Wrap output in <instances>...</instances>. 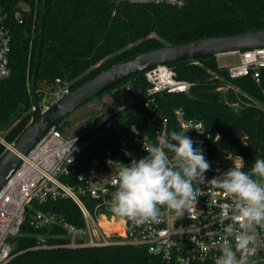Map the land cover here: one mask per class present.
Returning a JSON list of instances; mask_svg holds the SVG:
<instances>
[{"label":"trees","instance_id":"1","mask_svg":"<svg viewBox=\"0 0 264 264\" xmlns=\"http://www.w3.org/2000/svg\"><path fill=\"white\" fill-rule=\"evenodd\" d=\"M0 6L12 35L11 73L0 86V131L5 141H0L1 161L8 145L17 142L37 114L32 79L40 49L43 0H0ZM45 13L37 88L43 81L63 78L71 92L120 61L154 48L264 28V0H185L182 6L128 0H47ZM168 65L178 79L191 82L192 87L189 93L164 95L161 103L166 112L172 115L175 107H183L189 118L202 120L213 136L212 145L240 155L244 171L251 172L255 160L264 159V67L258 81L252 73L231 78L217 56ZM131 80L146 85L145 71L99 96L111 92L115 105L122 106L121 86ZM228 84V90L218 89ZM232 85L239 88L237 92ZM120 114L123 125L119 132L125 137L131 123L145 118L142 110L136 116L125 111ZM68 117L56 123L63 132ZM217 134L220 139L214 140ZM118 137L113 129L101 142L115 145ZM41 208L83 224L82 214L71 200ZM63 233L58 227L37 230L27 220L21 233L11 239L13 257L7 264H157L146 249L130 244L39 247L38 235L60 242L66 239L51 235Z\"/></svg>","mask_w":264,"mask_h":264},{"label":"built area","instance_id":"2","mask_svg":"<svg viewBox=\"0 0 264 264\" xmlns=\"http://www.w3.org/2000/svg\"><path fill=\"white\" fill-rule=\"evenodd\" d=\"M128 1L177 6L185 3V0ZM11 51L12 35L7 14L0 6V86L11 73ZM239 54L240 61L228 67L229 76L238 78L252 73L259 81L260 70L264 67V47ZM145 77L146 85L131 80L121 86V98L124 89L129 90L135 84L144 87V91L137 94L131 103L116 106L112 100L108 114L83 125L77 123L79 128L74 135L63 132L55 124L26 155H21L19 167L0 188V264H7L13 257L11 239L21 233L27 220L37 230L58 227L64 231L63 234L51 235L53 239H66L60 242H51L48 237L38 235L39 247L42 248L130 244L146 249L156 258L157 264H215L224 240H228L235 250V239L224 233L228 224L239 228L233 197L207 181L233 167L242 157L213 146V136L204 122L189 118L183 107H175L172 115L166 112L161 98L189 93L191 82L178 79L168 64L147 69ZM230 87L228 84L218 89L226 91ZM232 88L237 92L235 86ZM70 92L68 81L57 78L46 102L47 107ZM141 110L145 118L131 123L128 136H122L119 132L123 125L120 112L136 116ZM113 129L119 135L117 144L102 143L101 139L107 138ZM187 129L186 134L195 142L194 147L204 150L211 165L204 174L206 180L203 184L193 182L200 196L192 211L181 215L162 207L159 222L143 224L112 213L109 202L116 190L119 170L132 159L138 160L147 154L144 141L156 144L158 135ZM217 135L214 140L219 139ZM58 200L74 202L82 214L83 224L71 222L53 209L41 208ZM249 234L253 240L249 244L251 255L247 264H261L264 262V226L255 225ZM240 255L237 252V257Z\"/></svg>","mask_w":264,"mask_h":264},{"label":"clouds","instance_id":"3","mask_svg":"<svg viewBox=\"0 0 264 264\" xmlns=\"http://www.w3.org/2000/svg\"><path fill=\"white\" fill-rule=\"evenodd\" d=\"M132 130L136 132V128ZM187 131L158 135L156 144L144 141L147 154L119 170L109 202L112 213L143 224L159 222L162 207L181 215L192 211L200 196L193 182L203 184L211 165L204 150L194 147ZM243 168L244 160L240 158L233 167L207 181L233 197L235 219L239 222V228L234 224L224 227L225 235L236 241L235 250L224 240L215 264H247L253 240L249 233L255 225L264 226V159L257 158L251 172ZM237 252L241 253L239 257Z\"/></svg>","mask_w":264,"mask_h":264},{"label":"water","instance_id":"4","mask_svg":"<svg viewBox=\"0 0 264 264\" xmlns=\"http://www.w3.org/2000/svg\"><path fill=\"white\" fill-rule=\"evenodd\" d=\"M46 7L47 0H43L40 49L32 79L34 109L37 114L17 142L9 145L7 153L0 161V188L19 167L22 162L21 155H26L52 126L121 81L158 65L206 56L240 53L245 50L264 47V28L167 44L120 61L42 110L37 91V75L43 44ZM143 91L142 85L135 84L131 89L122 91V100L127 104L131 103L135 100L136 95Z\"/></svg>","mask_w":264,"mask_h":264},{"label":"rangeland","instance_id":"5","mask_svg":"<svg viewBox=\"0 0 264 264\" xmlns=\"http://www.w3.org/2000/svg\"><path fill=\"white\" fill-rule=\"evenodd\" d=\"M217 60L220 66L230 67L240 61V54H221L217 56ZM54 86L55 81H43L39 84L37 91L39 98H41L39 101L42 110L47 108L46 102L48 103ZM112 100V93L107 92L103 96H99L90 101L88 104L81 106L67 118L68 125L64 128V132L74 135L79 128V126L76 125L77 123L80 122L83 125L86 121L108 114L109 109L111 108L110 106L112 105ZM3 137L4 133L0 131V141L5 142Z\"/></svg>","mask_w":264,"mask_h":264}]
</instances>
